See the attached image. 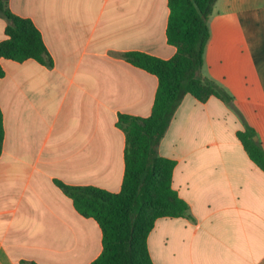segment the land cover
I'll use <instances>...</instances> for the list:
<instances>
[{
	"label": "crops",
	"instance_id": "crops-1",
	"mask_svg": "<svg viewBox=\"0 0 264 264\" xmlns=\"http://www.w3.org/2000/svg\"><path fill=\"white\" fill-rule=\"evenodd\" d=\"M169 0H8L38 29L52 58L0 59V264H91L103 251L93 218L55 184L122 188L125 133L118 116L147 118L158 78L128 52L163 60ZM8 22L0 17V42ZM202 75L232 97L185 95L155 153L176 162L171 186L188 205L147 238L153 264H264V172L238 132L264 149V0H218Z\"/></svg>",
	"mask_w": 264,
	"mask_h": 264
},
{
	"label": "trees",
	"instance_id": "trees-1",
	"mask_svg": "<svg viewBox=\"0 0 264 264\" xmlns=\"http://www.w3.org/2000/svg\"><path fill=\"white\" fill-rule=\"evenodd\" d=\"M218 0H169L167 41L175 55L163 60L141 52H128L126 62L158 78L152 113L147 118L120 114L116 126L126 136L125 171L119 193L93 186L55 184L72 199L76 210L93 218L103 235V251L91 264H153L147 238L160 218L184 216L187 203L172 189L176 162L155 153L174 112L185 95L205 102L214 96L232 104V97L214 81L202 75L204 51L209 40L208 21ZM0 17L8 24L7 40L0 42V59L22 62L34 59L53 66L40 32L29 19L14 15L8 0H0ZM4 70L0 65V79ZM254 129L246 125L237 138L250 159L264 172V149L254 141ZM4 141L0 109V155ZM33 264V263H32Z\"/></svg>",
	"mask_w": 264,
	"mask_h": 264
},
{
	"label": "water",
	"instance_id": "water-1",
	"mask_svg": "<svg viewBox=\"0 0 264 264\" xmlns=\"http://www.w3.org/2000/svg\"><path fill=\"white\" fill-rule=\"evenodd\" d=\"M253 140H254V141H258V138L255 136V137L253 138Z\"/></svg>",
	"mask_w": 264,
	"mask_h": 264
}]
</instances>
